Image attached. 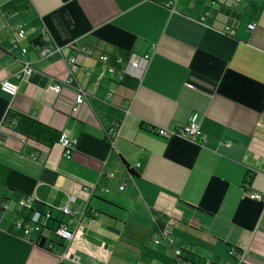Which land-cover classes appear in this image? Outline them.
I'll use <instances>...</instances> for the list:
<instances>
[{
	"label": "crops",
	"instance_id": "obj_1",
	"mask_svg": "<svg viewBox=\"0 0 264 264\" xmlns=\"http://www.w3.org/2000/svg\"><path fill=\"white\" fill-rule=\"evenodd\" d=\"M5 19L0 83L18 90H0V264H264V202L248 198L264 195V0H0ZM18 26L24 54L11 47ZM130 52L149 55L140 78L106 74L100 55L119 68ZM68 78L59 94L48 89ZM8 109L48 128L40 144L2 126ZM192 115L203 138L155 135ZM56 132L75 140L71 159ZM68 194L97 213L70 241L52 237L54 219L52 248L12 225ZM32 198L33 211L15 213ZM169 218L182 259L152 242Z\"/></svg>",
	"mask_w": 264,
	"mask_h": 264
},
{
	"label": "built area",
	"instance_id": "obj_2",
	"mask_svg": "<svg viewBox=\"0 0 264 264\" xmlns=\"http://www.w3.org/2000/svg\"><path fill=\"white\" fill-rule=\"evenodd\" d=\"M242 0H233V3L236 4ZM211 4H214V1H211ZM169 5V4H168ZM167 5V6H168ZM207 13L202 15L200 17V21H203L206 17ZM14 14L12 15V17ZM10 17V16H8ZM7 17V18H8ZM8 26V23L5 20L0 23V30L3 28H6ZM256 25L254 23H251L248 25L249 29L255 28ZM223 31L227 33L228 35L234 34V29L232 26H229L225 24L223 27ZM42 35L44 34V31H41ZM24 30L21 28V26H18L16 28L15 36L13 38L12 42V49H18L22 54L25 53V48H21L19 46L20 40L24 39ZM59 50V49H57ZM82 53L85 55H91L92 54V48H83L81 50ZM44 54V52H43ZM100 62L103 63L106 68V74L111 75L115 77V79H121L124 75H133L137 78H140L142 74L144 73L148 61H149V55L142 54L138 55L134 52H130L126 57L124 56H118L115 58L116 65L119 66V68H116L114 65H111L109 63V56L107 54L100 55ZM74 58L69 59V63H74ZM23 74H28L32 71L31 67H29L28 63H24L23 65ZM104 73H100V77H103ZM63 85L65 86H73L74 80L72 78L66 79L62 85L61 84H50L48 86V89L52 91L55 94H59L63 88ZM0 90L9 96H14L17 93L18 86L10 81L4 80L0 83ZM111 95V92L108 94ZM84 103L83 93L78 89L76 91V95L74 98V105L72 107V110L76 109L77 105H81ZM155 135L163 138H171V137H180L184 138L190 141H196L198 139L203 138L201 129L196 121V116L192 115L190 119L187 121V123L183 125H178L172 128H157L154 130ZM57 142L63 149V156L65 159L69 160L71 159V155L75 146V140L70 138L67 133L60 132L57 138ZM106 176L108 178H113L114 174L112 172H107ZM96 188L95 185H81V191L85 194H91L94 189ZM123 187H119V189H122ZM248 198L257 201V202H264V196L258 193H250L248 195ZM76 197L73 194L67 195V202L62 206L58 208L53 207H46L42 212L34 214L32 217L28 219H22L19 217H16L13 221V226L20 230L22 232L23 236H30L35 235L37 237V242L47 248H52V242L50 239L47 238V223L50 220L56 221V226L52 229V237L54 239H58L61 241H70L74 235L80 230L83 224V217L87 218L86 223L87 224H93L96 222L95 216L97 213H95L93 210H90L89 212L87 210L85 211H79L75 206ZM33 202L34 198L29 199L22 205H17L15 208V213H19L20 210L25 209L28 211H33ZM57 212L58 218L53 217V212ZM62 217V218H60ZM175 226V221L171 218L167 219V221L162 225L161 229H159L158 233L154 235L152 238V242L155 245H158L159 243H165L167 246H169L172 249L173 256L175 258L182 259V250L179 247H175L173 242V236H172V228ZM66 255L65 253L61 254V259H65Z\"/></svg>",
	"mask_w": 264,
	"mask_h": 264
},
{
	"label": "trees",
	"instance_id": "obj_3",
	"mask_svg": "<svg viewBox=\"0 0 264 264\" xmlns=\"http://www.w3.org/2000/svg\"><path fill=\"white\" fill-rule=\"evenodd\" d=\"M221 12L223 14L229 15V12L225 8H223ZM2 126L18 133L19 135L27 139L35 140V142L39 144H40L39 137H42L43 135L47 134L45 132L49 131L48 128L43 127L37 121L13 109H8L7 112L5 113L3 120H2ZM58 134L59 133L57 132L55 133L56 140H57ZM124 168L129 175H133V173L127 167V165L124 164ZM157 226H158V229H161L162 227L161 225H157ZM39 245L43 246L41 244ZM176 259H179V258H176Z\"/></svg>",
	"mask_w": 264,
	"mask_h": 264
},
{
	"label": "bare ground",
	"instance_id": "obj_4",
	"mask_svg": "<svg viewBox=\"0 0 264 264\" xmlns=\"http://www.w3.org/2000/svg\"><path fill=\"white\" fill-rule=\"evenodd\" d=\"M207 16V15H206ZM201 17V16H200ZM200 17H199V21H200ZM204 20H205V18H204ZM203 20V21H204ZM203 21H201V22H203ZM22 28V27H21ZM42 31H44V30H42ZM223 31V30H222ZM42 33V32H41ZM223 33H225L224 31H223ZM44 34H45V31H44ZM43 34V35H44ZM225 34H227V33H225ZM24 35H25V32H24ZM228 35V34H227ZM229 36H231V35H229ZM25 37V36H24ZM32 69V68H31ZM190 119V118H189ZM187 123V122H186ZM183 125V124H182ZM202 132V131H201ZM203 135V134H202ZM184 139V138H183ZM187 140V139H186ZM190 141V140H189ZM59 144V143H58ZM114 178V177H113ZM264 196V195H263ZM260 203H262V202H260ZM37 244H39L38 242H37ZM231 252V251H230Z\"/></svg>",
	"mask_w": 264,
	"mask_h": 264
},
{
	"label": "water",
	"instance_id": "obj_5",
	"mask_svg": "<svg viewBox=\"0 0 264 264\" xmlns=\"http://www.w3.org/2000/svg\"><path fill=\"white\" fill-rule=\"evenodd\" d=\"M182 261H183L182 264H188L189 263V261L184 259V258L182 259Z\"/></svg>",
	"mask_w": 264,
	"mask_h": 264
}]
</instances>
